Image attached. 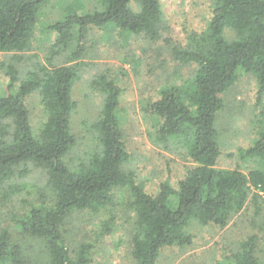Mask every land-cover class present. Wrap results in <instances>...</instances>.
Listing matches in <instances>:
<instances>
[{"label":"trees","instance_id":"1","mask_svg":"<svg viewBox=\"0 0 264 264\" xmlns=\"http://www.w3.org/2000/svg\"><path fill=\"white\" fill-rule=\"evenodd\" d=\"M46 2L0 0L1 53L29 51L39 9ZM98 4V9L65 15L50 24L56 35L53 46L61 51L75 43L73 58L78 60L90 30L112 28L124 44L133 36L156 42L169 30L160 0H99ZM171 47L174 60L195 65V72L161 87L146 114L155 122L154 142L180 145L194 166L177 187L165 181L156 195L146 193L133 173L122 169L130 154L117 117L120 90L107 75L94 81L104 96L101 116L93 125L97 150L71 168L64 159L75 145L70 116L76 107L71 93L78 69L39 66L19 80L18 69L6 66L8 91L0 95V194L7 193L12 178L29 174L31 166L47 171L54 204L31 207L15 222L21 233L44 242L47 264H91L92 246L83 245L72 256L62 228L72 211L96 213L111 205L114 190L124 187L136 218L131 235L135 264H156L164 248L189 246L192 236L187 229L193 222L225 227L249 202H261L264 215V0H212L204 31L191 34L183 47ZM240 73L256 78V106L261 108L257 139L244 156L262 167L247 173L216 167L220 148L215 120L223 108L221 95L237 83ZM35 91L46 113L37 134L25 103ZM262 229L264 234V222ZM108 232L105 226L102 235ZM258 242L255 235L242 242L226 264H264ZM0 264H31L7 229L0 231Z\"/></svg>","mask_w":264,"mask_h":264},{"label":"rangeland","instance_id":"2","mask_svg":"<svg viewBox=\"0 0 264 264\" xmlns=\"http://www.w3.org/2000/svg\"><path fill=\"white\" fill-rule=\"evenodd\" d=\"M98 2L47 0L39 9L29 51L14 55L0 52V95L8 91V64L18 69L19 80L25 79L29 71L39 66L47 69L76 67L78 79L71 93L76 107L70 116L75 145L64 159L74 168L86 162L97 150L93 125L101 116L104 96L94 81L107 75L120 90L117 117L130 154L122 169L125 173H133L135 181L146 193L156 195L165 181L177 187L194 164L186 158L180 145L164 147L154 142L152 129L155 122L146 114V109L165 84L179 83L194 74L196 66L174 60L171 46L183 47L191 34L204 31L210 19L212 0H160L169 30L156 42L133 36L124 44L112 28H107L89 31L85 51L78 60L73 58L75 43L61 51L56 49L53 46L56 35L48 26L65 15H82L98 9ZM256 91V78L240 73L237 83L221 95L223 108L215 120L220 148L218 169H237L247 173L252 168L262 167L244 156L257 139L255 131L259 128L261 108L256 106ZM25 103L30 124L37 134L46 120L38 92L30 94ZM47 180L45 169L31 166L29 174L12 178L5 188H8L7 193L0 194V231L7 229L10 232L12 240L21 245L31 264L48 263L44 242L21 233L15 222L31 207H51L54 204L55 195ZM12 188L15 189L13 194L10 192ZM129 202V190L124 187L114 190L111 205L96 213L72 211L62 228L71 255L87 244L92 246L91 264H135L131 257V235L136 218ZM256 203L249 202L222 228L191 223L187 232L192 236V243L184 248H164L156 264H226L241 243L254 235L259 238L256 245L259 255L264 256L263 205ZM105 226L109 232L102 235Z\"/></svg>","mask_w":264,"mask_h":264}]
</instances>
